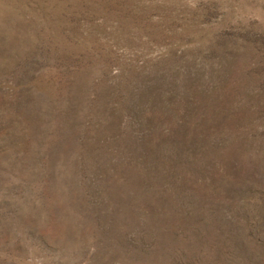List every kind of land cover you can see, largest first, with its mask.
I'll return each mask as SVG.
<instances>
[{
  "label": "rangeland",
  "instance_id": "1",
  "mask_svg": "<svg viewBox=\"0 0 264 264\" xmlns=\"http://www.w3.org/2000/svg\"><path fill=\"white\" fill-rule=\"evenodd\" d=\"M0 264H264V0H0Z\"/></svg>",
  "mask_w": 264,
  "mask_h": 264
}]
</instances>
